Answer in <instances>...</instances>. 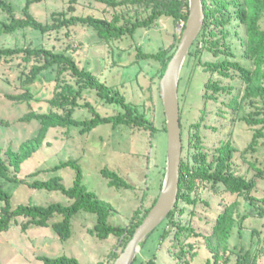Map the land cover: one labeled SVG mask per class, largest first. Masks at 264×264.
I'll list each match as a JSON object with an SVG mask.
<instances>
[{"label": "rangeland", "instance_id": "obj_1", "mask_svg": "<svg viewBox=\"0 0 264 264\" xmlns=\"http://www.w3.org/2000/svg\"><path fill=\"white\" fill-rule=\"evenodd\" d=\"M6 1L13 6L16 17L23 15L25 0ZM68 3L69 0H45L33 4L29 12L37 21L50 23L51 15L66 11ZM74 7V14L80 16L91 15L111 19L115 12L110 5L98 0H78ZM180 28L181 25L175 24L172 19L162 17L149 30L140 29L133 37L107 42L101 41L95 32L81 27L70 32L69 37L64 31L41 35L36 31L22 30L1 37L0 46L10 48L37 46L55 51L66 50L80 69L92 72L100 81L112 87L114 92L123 95L128 103L143 112L154 128L158 129L161 128V107L159 102L157 105L159 91L157 83L159 84L161 65L153 60L138 59L137 52L156 53L172 49L174 46L176 48ZM235 28L236 24H233L229 32L228 44L232 53V58L229 59L251 68V62L243 57L244 46L241 40L244 37L243 27L239 25L237 28L239 38L234 36ZM261 28L264 29V18ZM219 59H224V56L221 55L217 59L213 53L203 50L198 58H192L187 64L185 61L182 67L178 87L182 107L184 148L182 159L187 160L189 154L191 158L195 155L194 125L206 110V124L210 128L203 127L205 122L201 124L199 133L202 145L213 150L217 141L224 140L226 132L231 133L230 140L236 149L233 164L239 175L247 179L255 177L256 187L251 195L259 205L264 197V181L258 180L259 171L264 172V126L248 125L244 118H252L255 121L263 118L264 99L242 101L241 109L233 122L230 110L224 106V103H227L226 94L220 92L217 101L206 102L204 85L208 80L219 82L221 86L234 85L236 90L240 87L238 80L223 78L217 73L205 70V64L215 63ZM30 68L20 59L10 63L0 61V155L3 158L9 148L18 151L24 141L36 135L40 126L37 121L24 124L18 120L30 111L47 112L46 100L51 99L59 90L55 89L56 82L60 85L70 84L76 88L79 86L68 73H61L58 76V70L55 69L43 72L40 79L30 87L34 98L30 106L8 101L5 95L25 92L21 77L22 74H28ZM82 95L101 115H111L118 111V107L105 103L93 90H82ZM87 117H91L88 109H78L74 112L75 119ZM165 155L166 133L163 131L153 134L147 129L124 126L113 128L111 125H103L88 134H81L79 128L75 127L55 128L48 132L40 150L22 164L17 177L24 183H33L57 176L61 178L65 187H70L74 178L73 170L67 168L52 172L51 169L60 162L74 160L81 166L83 184L86 188L113 207L108 219L109 225L125 228L130 225L132 219L142 215L145 197L159 194ZM103 169L121 176L132 189L109 187L108 180L101 175ZM0 187L11 195L13 206L18 204L43 206L52 203L67 206L72 202L59 192L36 190L27 184H14L3 178H0ZM192 199L197 202L192 205L182 204L180 207L183 213L181 216L176 215L175 221L181 225L190 223L196 231L201 232L209 230L215 215L222 210L224 204L238 202V215L240 218L243 217L242 227H236L233 231L228 251L222 256L219 264H238V256L242 249L254 251L257 248V237L252 236V229L258 228L260 223L264 222V216H259V210L255 205H250L237 194L224 191L222 187L213 189L208 184L201 185L198 193H192ZM20 224L21 220L8 232L0 234V264H43L41 261L43 257L60 256L75 258L80 264H113L115 259L112 255L114 253L119 255L125 247H122V240L117 237L100 239L91 235L89 231L96 224V216L85 212H79L73 217L72 235L64 242L59 240L51 227H31L23 232ZM165 224L163 221L148 236L136 257L135 264L150 261L154 264L180 263L177 255L181 249L174 248L175 231L170 230V226L166 227ZM166 229L169 233H166ZM188 245H191V253L194 252V255H185L182 260H190V264H213L212 255L201 238L193 236L184 239L185 250Z\"/></svg>", "mask_w": 264, "mask_h": 264}, {"label": "trees", "instance_id": "obj_2", "mask_svg": "<svg viewBox=\"0 0 264 264\" xmlns=\"http://www.w3.org/2000/svg\"><path fill=\"white\" fill-rule=\"evenodd\" d=\"M45 0H25L23 15L15 16L13 6L6 0H0V38L4 35H11L22 30H32L41 35L58 34L64 31L67 37L76 28L91 30L96 33L101 41L121 40L124 37H133L137 30H149L153 28L157 21L162 17L170 18L175 24L181 25L177 42L180 40L181 32L184 29L188 18V0H98L110 5L114 9L111 19L99 18L91 15H75L74 5L78 0H69L68 9L62 12H55L51 15V22L41 23L37 21L29 12L33 4L42 3ZM204 11L203 27L200 35L195 40L186 58V64L192 58H198L203 50L213 53L217 59L215 63L205 64V70L217 73L223 78L238 80L240 87L234 85L221 86L219 82L208 80L205 83L206 102L218 100L220 92L226 94L224 106L230 110L234 121L241 109V102L245 100L264 99V29L261 22L264 18V0H201ZM120 8H124L121 11ZM236 24L234 36L239 38L238 26L243 27L244 37L241 38L244 46V59L251 62L252 67L248 68L237 61L230 60L232 56L230 45L228 44L230 28ZM219 34H222L221 36ZM177 48V47H176ZM161 50L156 53L137 52V58L141 60H153L160 63V75L162 77L173 53L176 50ZM232 58V57H231ZM20 59L23 64L29 65L28 74L21 77V84L25 92L15 95H5L4 97L11 102L27 104L30 106L34 100L30 87L40 79L43 72L57 69L58 76L61 73H68L79 85L78 88L70 85H60L56 82L55 89H59L56 94L46 100L47 112L30 111L23 115L18 122L29 124L32 121L39 123V129L35 136L24 141L18 151L8 149L5 158L0 155V178L14 184H27L28 187L47 192H59L69 200L71 204L65 206L60 203L49 205L18 204L12 205L11 195L0 187V234L6 233L21 220V230L27 231L31 227L48 228L51 227L64 242L72 235V219L79 212H85L96 216V224L89 233L100 239H107L111 236L122 240V247L131 239L135 229L153 207L158 195L146 196L142 207L144 210L139 218L132 219L128 227H114L109 225L108 219L112 214L111 204L100 200L93 192L89 191L83 184V174L81 166L74 160L60 162L51 171L57 172L62 169H71L74 178L70 187H65L61 178L54 176L46 181H35L24 183L18 179L17 175L23 163L28 161L43 146L48 132L55 128H79L81 134H88L95 128L103 125H111L116 128L120 126L147 129L156 133L165 129V118L161 104L159 91L157 96L161 107V128H154L146 115L139 111L134 105L128 103L126 98L114 92L112 87L107 86L99 80L92 72L80 69L74 58L64 51H55L45 47L25 46L20 48H10L0 46V61L6 63ZM185 64V65H186ZM160 80V79H159ZM181 81V77H180ZM179 81V82H180ZM158 88V83H157ZM90 89L96 92L97 96L105 103L118 107L111 115L99 114L82 95V90ZM159 90V89H158ZM235 91V92H233ZM213 92L212 95L209 94ZM232 92V93H231ZM180 116L182 107L180 104ZM82 101V102H81ZM78 109H88L91 117L75 119L74 112ZM207 112L194 125L195 127V155L187 160L181 158L179 173V191L177 202L164 220L166 227L174 230V248H180L177 259L178 264H190V260H182L185 255L193 256L191 245L185 250L183 240L190 237L201 238L207 249L212 255L213 264H219L222 256L228 251L231 235L236 227H242L243 217L238 215V202L224 204L222 210L218 212L209 230L204 232L196 231L190 223L181 225L175 221L176 215L183 213L182 204L192 205L197 201L192 199V193H198L201 185L208 184L213 189L222 187L230 194H237L243 197L250 205H255L259 210V216H264V197L260 200L261 204L251 195L256 187L255 177L247 179L238 174V169L233 164L236 149L232 146L231 133L224 134V140L215 144L213 150L202 145L200 137V127L209 129L206 123ZM181 118V117H180ZM248 125L260 124L264 126V117L259 120L244 118ZM181 122V119H180ZM182 127V123H181ZM216 131L217 129L214 128ZM182 143V152H183ZM12 172L14 174H12ZM103 178L108 180L109 187L132 189V186L121 176L107 169L101 171ZM164 170L161 172V182L163 181ZM258 180L264 181V172L259 171ZM253 216V213H252ZM59 219V220H57ZM264 222L258 228L252 229V236L257 237L258 246L254 251L242 249L238 256V264H264ZM166 233L169 230L166 229ZM163 239V237H162ZM113 254V259L117 258ZM137 259H135L134 263ZM43 264H80L75 258L60 256L57 258H41ZM262 261V262H261ZM151 262V261H150Z\"/></svg>", "mask_w": 264, "mask_h": 264}, {"label": "water", "instance_id": "obj_3", "mask_svg": "<svg viewBox=\"0 0 264 264\" xmlns=\"http://www.w3.org/2000/svg\"><path fill=\"white\" fill-rule=\"evenodd\" d=\"M188 7V18L181 32L178 46L158 84L166 129V155L161 189L153 207L135 229L131 239L113 264H133L148 236L167 218L177 202L182 158L178 87L182 67L191 47L201 33L204 21L201 0H188Z\"/></svg>", "mask_w": 264, "mask_h": 264}, {"label": "built area", "instance_id": "obj_4", "mask_svg": "<svg viewBox=\"0 0 264 264\" xmlns=\"http://www.w3.org/2000/svg\"><path fill=\"white\" fill-rule=\"evenodd\" d=\"M145 264H154L153 262H147V263H145Z\"/></svg>", "mask_w": 264, "mask_h": 264}]
</instances>
